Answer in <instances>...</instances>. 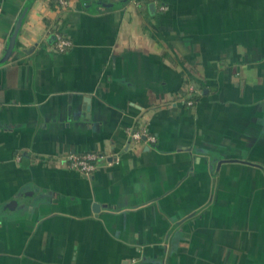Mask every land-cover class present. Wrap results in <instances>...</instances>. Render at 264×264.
I'll return each instance as SVG.
<instances>
[{"label": "crops", "instance_id": "obj_1", "mask_svg": "<svg viewBox=\"0 0 264 264\" xmlns=\"http://www.w3.org/2000/svg\"><path fill=\"white\" fill-rule=\"evenodd\" d=\"M121 1L0 0V264H264V0Z\"/></svg>", "mask_w": 264, "mask_h": 264}, {"label": "built area", "instance_id": "obj_2", "mask_svg": "<svg viewBox=\"0 0 264 264\" xmlns=\"http://www.w3.org/2000/svg\"><path fill=\"white\" fill-rule=\"evenodd\" d=\"M59 6L62 7H67L69 4V0H54ZM161 8H163L161 6ZM55 48L58 51H64L67 48L71 46V40L62 35L61 33H56L55 34ZM188 97L184 99V102L188 106L194 105L196 102V94L197 90L190 85L188 87ZM130 137L133 140L139 141L141 139H145L146 141L149 142H154L155 141V136L151 133H149L145 128L141 129H134L129 132ZM119 157L116 156H110L107 153L101 152V151H85V152H71L66 154L64 158V164L66 166L75 169L85 175H91L96 168L103 162H106L108 164L118 162Z\"/></svg>", "mask_w": 264, "mask_h": 264}, {"label": "water", "instance_id": "obj_3", "mask_svg": "<svg viewBox=\"0 0 264 264\" xmlns=\"http://www.w3.org/2000/svg\"><path fill=\"white\" fill-rule=\"evenodd\" d=\"M126 1V0H122L121 2ZM22 19V15L17 19L15 26H14V30L12 33V37L10 40V43L8 44V46L5 49V53L3 54V56L0 58V64L3 63L5 60H7V58L9 57L11 51L13 50L14 47V42H15V37L17 35L18 29H19V25Z\"/></svg>", "mask_w": 264, "mask_h": 264}]
</instances>
